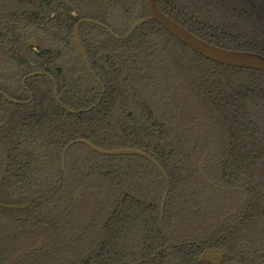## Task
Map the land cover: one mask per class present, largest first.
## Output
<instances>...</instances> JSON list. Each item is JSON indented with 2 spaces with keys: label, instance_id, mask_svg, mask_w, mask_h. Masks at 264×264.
I'll return each instance as SVG.
<instances>
[{
  "label": "trees",
  "instance_id": "obj_1",
  "mask_svg": "<svg viewBox=\"0 0 264 264\" xmlns=\"http://www.w3.org/2000/svg\"><path fill=\"white\" fill-rule=\"evenodd\" d=\"M157 6L264 55V0ZM149 16L146 0H0V92L15 101L0 93V264H264V74L152 20L129 35Z\"/></svg>",
  "mask_w": 264,
  "mask_h": 264
},
{
  "label": "water",
  "instance_id": "obj_2",
  "mask_svg": "<svg viewBox=\"0 0 264 264\" xmlns=\"http://www.w3.org/2000/svg\"><path fill=\"white\" fill-rule=\"evenodd\" d=\"M147 10L149 12V18L139 21L134 24L129 35H131L136 29L140 26L148 23L150 20L161 25L170 35L176 38L179 42L189 47L193 52L202 56L204 59L212 61L222 66L238 68V69H248L262 72L264 74V55L259 53L249 52V51H236L229 50L213 45L198 36L194 35L192 32L185 29L183 26L175 22L169 16L164 14L157 6V0H146ZM88 23H93V21H87ZM81 24H78L75 29V42L78 48L79 54L82 56L88 70L94 75L87 60L85 51L83 49L81 39L79 36V27ZM37 74H33L30 77H33ZM95 76V75H94ZM1 93V92H0ZM8 101L15 102L14 100L7 97L5 94L1 93ZM86 144L92 151L104 155V156H139L149 160L154 163L158 168L159 165L156 164L149 155L146 153L137 150V149H119V150H103L93 146L92 144L81 141ZM161 169V168H160ZM167 194L164 198V204L166 201ZM163 204V209H164Z\"/></svg>",
  "mask_w": 264,
  "mask_h": 264
},
{
  "label": "rangeland",
  "instance_id": "obj_3",
  "mask_svg": "<svg viewBox=\"0 0 264 264\" xmlns=\"http://www.w3.org/2000/svg\"><path fill=\"white\" fill-rule=\"evenodd\" d=\"M162 204H164V200H163V203ZM165 205H166V201H165V204H164V208H165ZM163 206V205H162Z\"/></svg>",
  "mask_w": 264,
  "mask_h": 264
},
{
  "label": "flooded vegetation",
  "instance_id": "obj_4",
  "mask_svg": "<svg viewBox=\"0 0 264 264\" xmlns=\"http://www.w3.org/2000/svg\"><path fill=\"white\" fill-rule=\"evenodd\" d=\"M79 24H81V23H79ZM132 29V28H131ZM36 76V75H35ZM34 77V76H33Z\"/></svg>",
  "mask_w": 264,
  "mask_h": 264
}]
</instances>
